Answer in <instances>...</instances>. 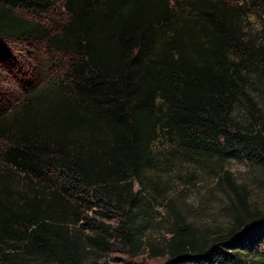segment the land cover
<instances>
[{"label": "trees", "instance_id": "trees-1", "mask_svg": "<svg viewBox=\"0 0 264 264\" xmlns=\"http://www.w3.org/2000/svg\"><path fill=\"white\" fill-rule=\"evenodd\" d=\"M58 7L54 36L24 16ZM250 7L264 14V0H0V38L67 57L60 79L27 90L44 122L0 110L1 161L24 180L0 188V264H84L115 241L138 250L140 212L184 165L214 162L219 176L238 159L264 175V40L245 32ZM250 206L232 203L213 236L177 221L165 264H264V210ZM95 207L119 225L94 222Z\"/></svg>", "mask_w": 264, "mask_h": 264}, {"label": "rangeland", "instance_id": "rangeland-1", "mask_svg": "<svg viewBox=\"0 0 264 264\" xmlns=\"http://www.w3.org/2000/svg\"><path fill=\"white\" fill-rule=\"evenodd\" d=\"M24 16L46 28L51 36L59 33V25L67 19L59 7L42 17ZM242 24L248 35L264 40V14L258 9L250 7L246 10ZM66 61V56L50 52L45 41L33 43L0 38V110L4 109L5 119L10 121L8 117L19 108L26 122H44L46 108L38 106L36 101H28L27 90L30 87L41 89L49 81L60 79ZM5 146V142L0 140V188H21L24 183L22 176L1 161ZM218 171L219 167L210 162L200 167L184 165L176 173L163 177L157 190V194L162 196L152 202L147 212H140L145 222L140 248L131 249L115 241L108 251L90 250L85 255L84 264H165L171 231L177 221L192 223L198 232L213 236L230 227L234 211L232 203L240 205L244 201L252 208L264 210L262 173L238 159L227 162L219 176ZM226 174L239 187L241 200L228 191V184L220 185V177ZM87 215L94 222L112 228L120 223L118 214L100 207H95Z\"/></svg>", "mask_w": 264, "mask_h": 264}]
</instances>
